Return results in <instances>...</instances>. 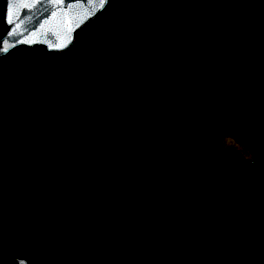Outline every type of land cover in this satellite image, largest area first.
I'll list each match as a JSON object with an SVG mask.
<instances>
[{
  "label": "trees",
  "instance_id": "16d2710c",
  "mask_svg": "<svg viewBox=\"0 0 264 264\" xmlns=\"http://www.w3.org/2000/svg\"><path fill=\"white\" fill-rule=\"evenodd\" d=\"M130 1L0 61V264H264V0Z\"/></svg>",
  "mask_w": 264,
  "mask_h": 264
},
{
  "label": "water",
  "instance_id": "95a60500",
  "mask_svg": "<svg viewBox=\"0 0 264 264\" xmlns=\"http://www.w3.org/2000/svg\"><path fill=\"white\" fill-rule=\"evenodd\" d=\"M109 0H5L0 36V61L20 47H42L49 53H64L76 42L80 31L99 17ZM68 205L57 210L61 217ZM14 264H33L28 258L15 256ZM41 264H62L50 259Z\"/></svg>",
  "mask_w": 264,
  "mask_h": 264
},
{
  "label": "rangeland",
  "instance_id": "374dc122",
  "mask_svg": "<svg viewBox=\"0 0 264 264\" xmlns=\"http://www.w3.org/2000/svg\"><path fill=\"white\" fill-rule=\"evenodd\" d=\"M171 2L172 0H168ZM133 1L130 0H113V4L106 10V12L102 15V24L113 22V16L119 11L121 7H130L134 6V8H137L138 11H141L142 13H148L146 10L147 8L144 7V3L138 2L135 4L132 3ZM132 3V4H131ZM4 7H5V0H0V35L5 31V25L3 23V15H4ZM124 19L120 21L121 25H124ZM163 28V27H162ZM161 28V29H162ZM89 33V29L87 30L86 34ZM218 147L220 148H234L239 150L246 158L250 157V154L248 150L240 145L236 140L230 138V137H223L218 142ZM177 227L172 228L168 234L165 236L168 246L170 248H174L178 244V233H177Z\"/></svg>",
  "mask_w": 264,
  "mask_h": 264
}]
</instances>
